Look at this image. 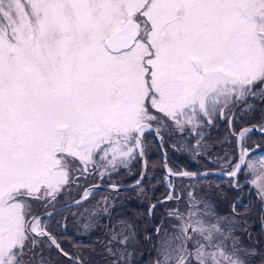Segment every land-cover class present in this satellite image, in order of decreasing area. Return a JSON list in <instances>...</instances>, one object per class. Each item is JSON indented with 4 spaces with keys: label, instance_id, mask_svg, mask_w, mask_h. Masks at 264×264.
I'll return each instance as SVG.
<instances>
[{
    "label": "snow or ice",
    "instance_id": "6c2138e0",
    "mask_svg": "<svg viewBox=\"0 0 264 264\" xmlns=\"http://www.w3.org/2000/svg\"><path fill=\"white\" fill-rule=\"evenodd\" d=\"M257 95L264 0H0V264H55L52 249L84 264L50 227L66 186L144 155L153 129H183ZM256 183L264 200V175ZM166 218L157 264H250L257 254L233 218L192 192ZM126 231L113 229L107 256Z\"/></svg>",
    "mask_w": 264,
    "mask_h": 264
},
{
    "label": "flooded vegetation",
    "instance_id": "af4514ba",
    "mask_svg": "<svg viewBox=\"0 0 264 264\" xmlns=\"http://www.w3.org/2000/svg\"><path fill=\"white\" fill-rule=\"evenodd\" d=\"M256 97L259 98L260 103L255 107L249 105L250 96L246 98V101L237 102L234 106L229 104L228 107H231V111H228L227 107L222 106V112H218L211 118L205 117L202 122H194L192 126H185L183 129H179L175 125H165L160 128L159 133L153 129L151 134L146 133L144 155H140L137 150L135 158L131 159L127 166H121L117 170L111 171V174L100 170L106 177L96 173L88 175L86 179L81 178L78 183L66 186L54 203V207L50 208L49 211H54L78 201L85 192L96 185L124 187L136 184L142 175V163L145 166V172L138 187L123 192H88L87 200L84 203L51 217L50 227L64 249L70 253H78L84 264H102V254L105 250L104 246L107 243V238L112 234L113 229L119 232L122 228L127 229L128 243H135V247L131 244L132 248L136 250L137 243L142 245L143 239L148 241V245L152 249L151 239L154 235L150 232L152 225L157 226V224H163L164 221L168 220L166 218L167 208L164 209L162 207L160 210H155L156 208H152V205L167 198L170 190L172 192L175 190L176 192V184L179 181L168 182L166 174H179L182 171L193 172L187 171L185 166L189 167L197 164L202 136L204 138L211 132L219 138L220 143H223L218 144L219 146L225 143L227 145H225L226 147H220L215 156L207 159L209 164H212L213 161L217 163L214 166L215 168L210 170L233 171L235 169L234 165L237 163V135L240 130L245 128L239 126L248 125L250 111L253 114L254 112L262 113L263 118L259 125H264V98L259 95L254 98ZM224 112L227 114L224 115ZM209 119H211V123H208ZM210 129L212 130L211 132H209ZM250 135H245V139L241 138V152L253 148L249 147L248 143ZM224 136L229 137L226 139L227 141L224 140ZM232 143H234L233 146L231 145ZM210 147L213 148L215 145ZM160 148L164 153V157ZM258 148L256 153L263 150L259 146ZM234 154L236 155V160L230 164ZM157 155L159 158H157ZM221 163L222 165H220ZM242 174L243 171L239 174L236 181L239 180ZM243 186H245V183L236 189H242ZM154 191L165 194L164 198L154 203ZM169 201L177 203L175 198ZM235 205L247 207L248 203L242 204L239 201L231 205V208L234 209ZM262 206L260 205L258 208L263 210ZM106 208L108 210L106 211L107 213L104 212ZM132 208L142 210H139L141 217L137 216L138 214L132 216V213L136 214V212L132 211ZM134 223L135 225H133ZM85 225H89V227L86 229ZM133 227L136 229L135 231L132 229ZM90 241L93 242L91 246ZM126 247L123 249V253L126 252L124 261L120 259L121 256L119 255L122 252L121 248H119V253L115 259L118 264H136L137 258L133 256L134 254H131L133 252L132 248L130 246ZM92 249H97V252L100 251V260L98 255H96L97 260L93 259L89 252ZM51 257L55 264H66V258L59 256L55 249H52ZM143 262V264H151L153 257L148 254L143 259Z\"/></svg>",
    "mask_w": 264,
    "mask_h": 264
},
{
    "label": "trees",
    "instance_id": "16d2710c",
    "mask_svg": "<svg viewBox=\"0 0 264 264\" xmlns=\"http://www.w3.org/2000/svg\"><path fill=\"white\" fill-rule=\"evenodd\" d=\"M259 98H254L251 97L250 98V106H257L259 104ZM264 115V113H263ZM262 113L259 112H254V114L250 111L249 112V117H248V125H240L239 127L243 126V127H249V126H256L259 127L261 125H259L262 122ZM212 130L210 129L209 132H211ZM228 136H224V138L226 139ZM249 142L253 143V145H258L261 149H264V135H258V134H251L249 136ZM214 141V142H213ZM221 141H219V138L216 137V135H213V133L211 132L210 134H207V136H205L203 138L202 136V141H201V147L199 148V161L197 162V164H193L190 165L189 167L186 165L185 169L187 171H193V172H203L205 170H210V169H214L215 165H217V163L215 161H213L212 164H209V161H207V159L212 158L213 156H215L217 154V151L219 150L220 147L227 145V143H225L222 146H219L218 144H223L220 143ZM215 145V147L211 148L210 146ZM232 146L234 145V143L231 144ZM229 147V146H228ZM189 156V155H188ZM157 158L158 155H157ZM236 160V155H233V160L231 163L235 162ZM230 163V164H231ZM156 164V163H155ZM206 180V179H205ZM208 180H213L215 182H217L218 184H226L225 185V189L223 187H219V189H216L214 191V193L219 194L218 196H220L219 198L223 197L226 201L230 200V201H238L240 200L242 204H247V207H243V205H235L234 209H232L231 211V215L236 219L239 218L241 219H248L247 224L249 226V228H245L244 232H237L236 234L239 236L240 241L243 243L248 245L250 248H254L256 249V255L253 256L254 260H252V262H250V264H264V229L261 228L260 225V216L263 213L261 209H259V205H257L256 203H258L257 201V194L256 192L249 194L248 197L247 194L249 192V186L245 185L243 186V188L241 190L236 189L238 187H240L244 182H245V178H239V180L237 181L236 186L237 187H233L232 183L229 181H222V180H218V179H208ZM196 182H199L198 180ZM243 192L245 195V197L241 196L240 192ZM239 194V195H238ZM165 194H160L157 192H153V202H157L160 199L164 198ZM225 196V197H224ZM225 201V202H226ZM170 201H167V203ZM239 202V201H238ZM227 203V202H226ZM162 204L156 206L155 210H160ZM231 208V207H230ZM139 208H132L133 212H136V214L132 213L131 215H137L139 217H141V212L142 210H140ZM143 214V213H142ZM262 221H263V225H264V214H262L261 217ZM251 223L253 226H251ZM158 226V224H157ZM156 225H152L151 228V233H155L156 232ZM147 232V233H150ZM156 240V235L152 236L151 242H153V244L151 243L152 249L149 247L148 245V241L147 240H143L144 242H142V245L144 247L137 248L139 249V251L137 250V262L136 264H143L144 262L141 261L142 257H141V252L144 254V257H146L149 252H150V256L155 254V241ZM128 243V242H127ZM93 245V242L90 241V246ZM114 245H118V244H114ZM115 248V247H114ZM119 249V248H117ZM153 257V256H152ZM252 258V257H250ZM252 258V259H253ZM251 260V259H250Z\"/></svg>",
    "mask_w": 264,
    "mask_h": 264
},
{
    "label": "rangeland",
    "instance_id": "374dc122",
    "mask_svg": "<svg viewBox=\"0 0 264 264\" xmlns=\"http://www.w3.org/2000/svg\"><path fill=\"white\" fill-rule=\"evenodd\" d=\"M261 127H262V125L259 126L260 129H261ZM227 138H229V137H227ZM242 138L245 139L246 136H244ZM226 139H224V140L227 141ZM248 143H249V147H256L257 146V145L254 146L253 143H250L249 141H248ZM262 159H264V149L261 152H258L256 154L250 155L247 158L246 163L244 164V167H243L244 169L242 170L243 174L240 176V178L241 177L245 178V182L244 183H245V185L249 186L248 196H249V194H252V193L256 192L257 201H258V203H256V204L259 205V206L263 205L262 206L263 207V211H262L263 213L262 214H264V200H262L260 198L259 190H258L257 183H256V181L259 180L260 176L264 175V165L261 164V160ZM248 161H251V163H252V167L251 168H249L248 165H247ZM220 165H222V163ZM100 170L105 172V173H109V174H111V171H112L111 168H109L107 171H105L104 169H100ZM206 171H208V170H206ZM103 176L106 177L105 174ZM208 179H211V178H207L206 180L205 179H200V180H198L199 182H196L197 180H179L178 183L176 184V192H177V195H179V196H181L183 198L182 201H180L179 204L175 203L173 201L172 202H168V203L166 202L163 205H161V207H163L164 209L167 208L169 210L171 208H175V207L179 206L181 208V210H183L184 204L188 200V194H189V192H192V193H194L196 198L201 199V200H206V201L210 202L213 205L215 211L219 215L225 216V217H229V218H233L235 220V222H236L235 223L234 235H236L237 238L239 239V236L236 233L237 232H239V233L241 232L242 233V232H244L242 230H244L246 227L249 228V226L247 224L248 219H246V220L242 219V221H244V222H241V219H239V218L235 219L231 215L232 208H230V207H231V205H233L234 203L236 204L240 200H238V201L236 200V201L232 202L230 200L226 201L223 197L219 198L220 197V196H218L219 194L214 193V191L216 189H219V187H223L225 189V185L226 184H218L217 182H215L213 180H208ZM222 181H225V180H222ZM227 182H229V181H227ZM230 182L232 183L233 187H237L236 186L237 181H235V182L234 181H230ZM239 190H241V189H239ZM240 193H241L242 197L245 195L242 191ZM248 196H246V197H248ZM259 209H261V208H259ZM106 211H108L107 208L104 210V212L107 213ZM262 214L260 216V220H261L260 221V225H261V228L264 229L263 221L261 219ZM133 225H135V223ZM158 226L161 227V232L159 233V235L157 234V232L154 233V235H156L155 254L152 255L153 256V262L151 264H157V261L162 259L161 254H160V247H161V240H163L165 238L163 229H165V228H167L169 230L171 229V225H170L169 220L164 221L163 224H160ZM251 226H253L252 223H251ZM136 228H138V227L136 226ZM132 229L134 231L136 230L134 227ZM131 244H133L132 246L135 247V245H134L135 243L134 242H132ZM131 244L127 243L126 245H121V246L120 245H113V247L121 248L122 249L121 253H123V249L127 248L126 246H130L132 248ZM152 244H153V242H152ZM242 246L249 247L245 243H244V245L242 243ZM142 247H144V246L139 244V243H137L136 250L134 248H132L133 252L131 254H134L133 256H137V253H138L137 250L139 251V249H137V248L141 249ZM89 252H90L91 256L93 257V259L97 260L96 255H98L99 256V260H100V257H101L100 251L97 252V249H95V250L92 249ZM125 254H126V252H124V255ZM102 256H103L102 264H110V261L112 259H115L117 255L115 257H109V256L106 255L105 250H104ZM141 257H142L141 261H143V259L145 257H144V254L142 252H141ZM252 258H249V260L251 259L250 262H252V260H254V258L253 259ZM120 259L124 261L125 256L124 257H120Z\"/></svg>",
    "mask_w": 264,
    "mask_h": 264
},
{
    "label": "water",
    "instance_id": "95a60500",
    "mask_svg": "<svg viewBox=\"0 0 264 264\" xmlns=\"http://www.w3.org/2000/svg\"><path fill=\"white\" fill-rule=\"evenodd\" d=\"M242 132L245 133L243 136L248 135V134L264 135V130H261L259 127H256V126L245 127L242 130H240V132L237 135V143H236V145H237V163L240 162L241 154H242V152H241V138L243 137V136H241ZM258 149L259 148L256 146V147H253L250 150H244L243 152L247 153V155L244 156V160L246 161L247 158L250 155L256 153L258 151ZM160 151H161V153H162V155L164 157V153H163L161 148H160ZM244 164H241V168L242 169L244 167ZM235 170L236 169H234L233 171H235ZM144 172H145V166H144V163H142V175H141V177L139 179V183H136V184H133V185H130V186H124V187H115V186H109V185H107V186L96 185V186L91 187L87 191V194H88V192L89 193H91V192H103V191L123 192V191L132 190V189L138 187L141 184V180H142ZM183 172L184 171H182L181 173H183ZM231 172L232 171L226 172V171H213V170L212 171L211 170L210 171H204V172H187L190 175L184 176V175H180V174H172V175L171 174H166V178H167L168 182H173L175 180H200V179H207V178H216V179H220V180L234 181L235 182L237 180L239 174L242 171H237L235 176L230 175ZM191 174H195V175H191ZM171 194H172V190H170L169 196ZM167 198H165V199L153 204L152 208L169 201L170 199H167ZM86 200H87V196L85 197V193H84L78 201L73 202V203H71L69 205L63 206V207H61L59 209H56V210L52 211L54 213L53 216H55V215H57V214H59L61 212H64V211H66V210H68L70 208H73L75 206H78V205L84 203Z\"/></svg>",
    "mask_w": 264,
    "mask_h": 264
}]
</instances>
